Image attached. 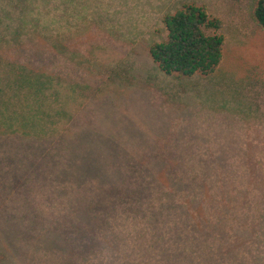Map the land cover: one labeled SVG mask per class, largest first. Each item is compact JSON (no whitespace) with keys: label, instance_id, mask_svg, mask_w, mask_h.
Returning <instances> with one entry per match:
<instances>
[{"label":"rangeland","instance_id":"rangeland-1","mask_svg":"<svg viewBox=\"0 0 264 264\" xmlns=\"http://www.w3.org/2000/svg\"><path fill=\"white\" fill-rule=\"evenodd\" d=\"M52 1L74 12L57 38L45 35V44H61L56 57L45 53V73L62 93L76 88L85 104L71 105L75 120L53 141L12 133L28 107H13L14 67L2 70L0 264H143L182 228L178 247L169 242L187 264H264V30L253 17L256 0ZM186 3L221 21L222 59L208 76L166 75L148 53L166 38L164 16ZM132 180L141 182L137 192L185 195L187 216L163 210L164 228L138 225L143 232L130 244L117 240L118 259L114 244L101 246L90 228L109 216L97 201L128 195ZM124 217L119 212L116 224ZM67 227L74 232L64 249L49 248L48 228L58 235Z\"/></svg>","mask_w":264,"mask_h":264},{"label":"trees","instance_id":"trees-1","mask_svg":"<svg viewBox=\"0 0 264 264\" xmlns=\"http://www.w3.org/2000/svg\"><path fill=\"white\" fill-rule=\"evenodd\" d=\"M73 12L74 5L52 0H0V30L2 31L0 69L3 68L0 73L2 70L6 72V64L13 65V74H16L14 82L18 86L33 78L35 95L38 93L42 95L45 92V130L43 133L17 131L12 133L38 141H53L66 135L70 129L69 126L75 120L77 112L73 113L69 110L70 104L80 106L83 101L85 104L83 99L86 96L79 97L76 88H69V92L63 94L59 85H55L56 77L47 76L45 73V68H49L45 53H52L54 55L51 57H56V53L61 47L57 40H53L52 44H45V35L48 39L49 37L57 38L54 36L55 32L59 33L65 28L69 20L67 18ZM2 17L8 18L10 21L7 23ZM253 17L260 28L264 30V0H256ZM162 22L166 31L165 40L152 44L148 49L150 58L161 72L166 75L191 77L194 75L208 76L216 70L222 59L224 44L223 36L220 33L221 21L218 18L209 15L203 6L186 3L174 13L165 15ZM45 45L48 46L46 51ZM42 86H45V90L38 92L36 88ZM62 105L66 107V111L62 109ZM144 169L146 168L144 167ZM144 173L150 174L145 170ZM135 178L138 177L134 175L129 179ZM139 184H141L139 180H132L129 182L131 186L128 187L130 189L128 195L102 196L103 199L97 201L99 210L107 211L109 216L107 221L105 219L104 224L95 226V229L90 228V232L101 246L105 242L114 244V247H109V251L113 252L115 257L119 256L116 249L117 240H124L126 244H130L137 234H142L144 228L139 229L138 225L143 223L146 226L159 224L161 229L164 228L163 210L176 213L181 211L179 214L181 217L187 216L186 206L183 203L185 195L157 194L152 196L148 191H144V195L134 189ZM189 199L193 201V204H197L194 197H189ZM159 207L162 209L158 210ZM119 212L125 215L122 224H116ZM78 216H76V220H79ZM72 217L70 216V218ZM110 217L111 223H109ZM183 229H177L171 240L170 235L167 239L164 238L165 243H169L170 246L164 245L163 255L154 253V256H149L150 258L144 260L143 264H187L184 261V252H181L180 248L176 249L181 243L179 242L181 240L179 232ZM48 230L45 239L50 241L48 246L54 251H58L57 248L62 251L68 243V234L74 232V229L70 227L65 228L62 235H57L54 229L48 228ZM169 241H175V252ZM121 261L122 264H135L124 259ZM65 263L70 264L69 261ZM47 264L50 262L47 261ZM113 264H117V262L114 260Z\"/></svg>","mask_w":264,"mask_h":264},{"label":"crops","instance_id":"crops-1","mask_svg":"<svg viewBox=\"0 0 264 264\" xmlns=\"http://www.w3.org/2000/svg\"><path fill=\"white\" fill-rule=\"evenodd\" d=\"M1 75L4 76L2 72L0 73V77ZM48 75L49 74H47V76ZM14 76H16V74ZM56 81L57 82H55V85H59L60 87V81L57 79ZM14 85L15 87L12 88V94H13L12 98L14 99L12 101L13 107L15 108L16 104H18L19 106L18 109L22 110L24 106L25 107L27 106L28 111L18 112L21 118L15 119L17 127L15 129H13L14 128L13 127L12 129L17 132H28V133H33V132L38 133L40 132V130H42V132L40 133H43V131L45 130V92L42 95L40 93L35 95L36 92L35 90L33 91V88H35L33 78H30L29 81H26L24 83L22 82V84L19 86L17 83L14 82ZM36 90L38 92L43 91L45 90V86L37 87ZM5 91H7V89H5V87L2 85L0 80V104H2L1 100L3 95L5 94ZM15 91L16 93H13ZM14 102H15V106H14ZM71 105H76V104H70V106ZM70 108H72V106ZM62 109L66 111V107H64L63 105H62ZM0 110L2 111L1 106H0ZM1 116H2V112H1ZM7 117H10V114L8 112H4L3 123L5 122Z\"/></svg>","mask_w":264,"mask_h":264}]
</instances>
